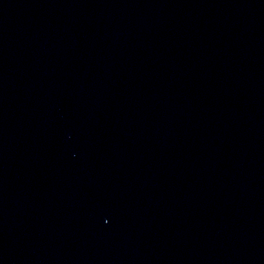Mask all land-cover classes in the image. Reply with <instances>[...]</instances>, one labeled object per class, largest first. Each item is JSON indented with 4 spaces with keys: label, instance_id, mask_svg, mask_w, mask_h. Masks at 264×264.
I'll list each match as a JSON object with an SVG mask.
<instances>
[{
    "label": "water",
    "instance_id": "water-1",
    "mask_svg": "<svg viewBox=\"0 0 264 264\" xmlns=\"http://www.w3.org/2000/svg\"><path fill=\"white\" fill-rule=\"evenodd\" d=\"M0 264H264V0H0Z\"/></svg>",
    "mask_w": 264,
    "mask_h": 264
}]
</instances>
